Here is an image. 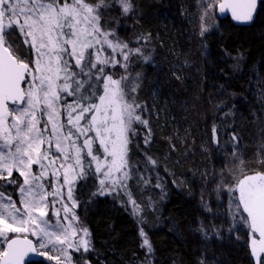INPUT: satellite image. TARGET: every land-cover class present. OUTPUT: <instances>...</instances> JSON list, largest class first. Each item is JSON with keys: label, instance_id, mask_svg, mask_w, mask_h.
Instances as JSON below:
<instances>
[{"label": "trees", "instance_id": "1", "mask_svg": "<svg viewBox=\"0 0 264 264\" xmlns=\"http://www.w3.org/2000/svg\"><path fill=\"white\" fill-rule=\"evenodd\" d=\"M105 3L100 27L150 57L132 56L127 72L106 68L116 79L138 78L135 98L148 125H136L128 145L127 194L93 196L94 175L76 183L77 214L91 234L89 264H254L250 230L237 223L229 231V196L217 189L264 172V0L251 25L218 18L217 3L204 36L199 0H131L127 15L115 0ZM15 41L21 44L19 33ZM4 191L17 198L14 187ZM141 228L151 254L141 247Z\"/></svg>", "mask_w": 264, "mask_h": 264}, {"label": "snow or ice", "instance_id": "2", "mask_svg": "<svg viewBox=\"0 0 264 264\" xmlns=\"http://www.w3.org/2000/svg\"><path fill=\"white\" fill-rule=\"evenodd\" d=\"M115 2L124 15L133 9L131 0ZM217 3L220 13L230 10L238 23H250L257 8V0H199L201 36L214 26L208 21ZM109 7L105 0H0V264H25L30 254L75 264L72 253H81L82 264H89L84 254L93 250L91 234L74 212L76 181L96 176L93 196L127 194L128 145L136 125L147 127L148 121L135 98L138 78L116 79L106 68L119 64L127 72L132 56L146 62L150 57L100 27L101 10ZM14 32L30 51L29 62L9 41ZM213 140L218 143L215 126ZM49 175L56 180L51 192L44 183ZM9 187L16 189L19 206L4 191ZM224 188L233 220L229 231L237 230V223L246 226L254 264H264V172L243 175L217 191ZM130 203L138 212L136 202ZM50 208L54 220L48 218ZM140 236L141 247L151 254L143 228Z\"/></svg>", "mask_w": 264, "mask_h": 264}, {"label": "rangeland", "instance_id": "3", "mask_svg": "<svg viewBox=\"0 0 264 264\" xmlns=\"http://www.w3.org/2000/svg\"><path fill=\"white\" fill-rule=\"evenodd\" d=\"M17 34H18V32H14L12 36H9V37H8V39H9V41L12 43L13 48L16 50V54H17L20 58H23V57H25V55H26V57L28 58V61H26V62H29V61L31 60V53H30V51L24 46L22 37H21V44H20V45L17 44V41H15V37H16ZM105 55H106V54H105ZM30 66H31V65H30ZM69 98H71V97H68V99H69ZM62 118H63V117H62ZM96 146H97V148L99 147L98 144H97ZM53 151H54V149H53ZM128 160H129V163H131V159H129V149H128ZM130 165H131V164H130ZM131 168H132V166H131ZM131 168H130V169H131ZM33 171H34V172H37V171H38L37 166H35V165L33 166ZM14 173H16V172H14ZM17 174H18V173H17ZM251 174H254V172H253V173L246 174V175H251ZM18 175H19V174H18ZM60 179H61V182H62V175H61ZM22 180H23V178L21 177V182H22ZM77 181H78V180H77ZM77 181H76V183H77ZM44 183L46 184V186H47V190H48L49 192H51V191L53 190V187L56 186V180H55V178L52 177L51 175L48 176V178L44 181ZM76 183H75V186H76ZM74 189H75V188H74ZM62 192H63L64 195H65V202H67V203L69 204V206H71V202L66 200V187L62 189ZM6 194H7V193H6ZM73 196H74V192H73ZM52 199H53V197L49 196V200H52ZM14 200H16L17 205L19 206V199H18V196H17V198L14 199ZM56 207H57V208H60V207H61V204L57 203ZM74 212H75V215L78 216V214H77V207L74 209ZM62 215H63V213H61V216H62ZM48 218H49L50 220H54V219H55V218L52 216V209H51V208L49 209V217H48ZM79 222L84 226V224H83V222H82V220H81L80 218H79ZM10 235H13V236H14V235H17V234H10ZM20 235H23V234H20ZM29 238L35 240V238L32 237L31 235H29ZM250 243H251V236H250L249 245H250ZM70 251H71V250H70ZM90 252H91V251H90ZM90 252L87 253V254H84V255L86 256V258L90 255ZM72 256H73V261L75 262V264H82L81 253H72ZM40 258H41L42 260L48 262L49 264H56L55 261H49V260H47L46 257L40 256ZM146 264H147V263H146Z\"/></svg>", "mask_w": 264, "mask_h": 264}, {"label": "water", "instance_id": "4", "mask_svg": "<svg viewBox=\"0 0 264 264\" xmlns=\"http://www.w3.org/2000/svg\"><path fill=\"white\" fill-rule=\"evenodd\" d=\"M260 1H261V0H257V8H256V11H255V13H254L253 20H252L250 23H238V22L234 21V20L232 19L231 11H230V10H226L224 13H220V12H219V5H217V7H216V16H217L218 18H224L225 16L228 15V16L230 17L232 23H234L235 25H251V24L254 22L255 18H256V15H257V12H258V5H259ZM29 239H30V238H29ZM39 260H40V256H39V255H36V254H30L29 257H26V258H25V264H29V263H33V262H37V261H39ZM252 260H253V263H254V258H253V257H252Z\"/></svg>", "mask_w": 264, "mask_h": 264}]
</instances>
